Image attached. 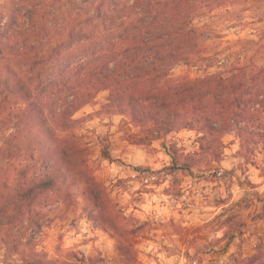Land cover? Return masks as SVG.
Wrapping results in <instances>:
<instances>
[{"label": "trees", "instance_id": "1", "mask_svg": "<svg viewBox=\"0 0 264 264\" xmlns=\"http://www.w3.org/2000/svg\"><path fill=\"white\" fill-rule=\"evenodd\" d=\"M25 1L0 5V135L10 130L0 140L2 241L28 227L24 213L28 225L41 227L31 209L48 191L67 201L66 177L84 184L94 212L102 210L103 190L73 130V115L102 90L110 93L109 109L150 124L154 138L185 127L208 136L236 130L245 145L260 143L264 65L171 79L177 66L195 65L207 51L198 15L229 0H28L27 24ZM25 149L38 160L30 155L10 178L24 157L16 152ZM234 233L224 238L234 241ZM259 242L251 256L235 252L232 264H264V237Z\"/></svg>", "mask_w": 264, "mask_h": 264}, {"label": "rangeland", "instance_id": "2", "mask_svg": "<svg viewBox=\"0 0 264 264\" xmlns=\"http://www.w3.org/2000/svg\"><path fill=\"white\" fill-rule=\"evenodd\" d=\"M20 2L0 0V5L11 8ZM27 2L21 16L26 24ZM195 21L207 51L195 65L177 66L171 79L227 75L240 65H253L247 71L264 65V0H229ZM110 97L107 90L97 92L73 115L84 158L103 190L102 210L94 212L89 197L83 195L84 184L66 177L67 201L61 191L41 195L30 214L41 227L35 222L28 225L24 213L20 219L26 218L28 227L6 236V242L0 239V264H232L240 248L253 255L264 237V190L255 189L264 184V107L258 106L263 137L252 145L255 149L245 145L236 130L208 136L197 128H174L158 137L165 140L171 156L162 172L145 169L132 177L122 156L128 148H118L116 137L120 144L128 141L153 152L157 133L146 129L150 124H137L109 109ZM55 104L62 111L61 100ZM9 134L4 129L0 140ZM25 150L16 152L24 157L13 163L10 178L30 155L40 156ZM148 198L155 207L143 219L141 204L149 203ZM228 233L237 238L230 241L227 252L223 249ZM19 237L21 243H30L22 246Z\"/></svg>", "mask_w": 264, "mask_h": 264}, {"label": "crops", "instance_id": "3", "mask_svg": "<svg viewBox=\"0 0 264 264\" xmlns=\"http://www.w3.org/2000/svg\"><path fill=\"white\" fill-rule=\"evenodd\" d=\"M115 144L118 148H123L127 146L128 150L122 152L123 160L126 161L129 164V168L132 169V177H136L143 173V170L149 169L154 170L157 172H162L163 168L165 167V162L167 159H171V156L168 154V151L166 149V143L163 138H158L155 140L154 146L157 149H154L153 152L148 151V149L139 146L138 144H134L132 142L124 141L123 144H120L119 139L116 137ZM118 153L120 151L118 150ZM259 176V175H258ZM257 177V175H256ZM260 177V176H259ZM263 177H260L262 179ZM255 183H260L258 180ZM165 185V183L163 184ZM162 185V186H163ZM255 189L257 191H263L264 190V184H256ZM212 190V189H211ZM263 199V198H262ZM149 203H142V212L141 217L145 219L152 213L153 207V200H150L148 198ZM212 207V206H211ZM148 219V218H146ZM238 236H243L240 232H237ZM236 235V238H237ZM227 239V238H226ZM224 239V240H226ZM231 242L228 239V242L225 243L224 249L228 252Z\"/></svg>", "mask_w": 264, "mask_h": 264}]
</instances>
